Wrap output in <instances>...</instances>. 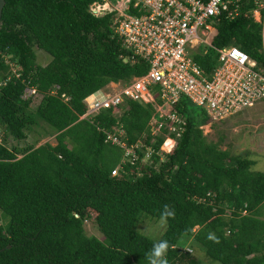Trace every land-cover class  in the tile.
Masks as SVG:
<instances>
[{"label":"trees","instance_id":"1","mask_svg":"<svg viewBox=\"0 0 264 264\" xmlns=\"http://www.w3.org/2000/svg\"><path fill=\"white\" fill-rule=\"evenodd\" d=\"M96 1L6 0L0 32V264H147L144 257L156 241L137 230L138 222L142 215L158 219L164 204L176 212L159 239L175 245L169 264H202L189 247H202L222 264H264V172L253 171L256 162L248 156L208 141L202 127L212 119L204 110L192 111L188 100L177 106L186 131L165 160L154 155L151 166L125 163L112 176L125 151L106 143L105 131L120 119L131 146L148 132L154 111L128 101L121 118L110 109L81 119L89 96L148 71L143 60L124 62L114 14L96 17ZM257 1L263 0H239L237 17L217 19L212 47L194 58L206 74L218 64L214 48L228 46L264 67V22L252 13ZM39 51L51 58L46 66L38 62ZM29 87L37 92L24 99ZM41 122L55 131L56 145L8 146L9 138L24 141ZM162 141L154 145L157 151ZM87 222L97 225L103 240L86 234ZM209 232L219 243L207 239ZM189 239L185 248L182 240Z\"/></svg>","mask_w":264,"mask_h":264},{"label":"built area","instance_id":"2","mask_svg":"<svg viewBox=\"0 0 264 264\" xmlns=\"http://www.w3.org/2000/svg\"><path fill=\"white\" fill-rule=\"evenodd\" d=\"M110 1H96L91 12L96 17L114 14L112 28L127 52L124 62L134 65L138 59L143 60L148 71L126 82H112L89 96L85 100L88 110L81 119H93L110 109H116L115 115L121 118L128 101L150 104L154 111L148 132L131 146L120 119L112 131H105V142L125 151L122 164L112 176H117L125 163L151 166L154 155L161 162L165 160L186 131L187 121L177 110L183 99L204 110L212 122L264 103V67L239 47L214 48L218 64L211 74H206L194 59L212 47L214 39L209 42V35L211 31L217 33L219 17L234 19L239 15V0H116L117 5ZM256 4L258 8L252 13L261 15L259 22H264V0ZM58 89L56 86L50 94L57 95ZM36 92L29 87L23 98ZM62 98L69 100L64 94ZM159 138L163 141L157 151L154 145ZM167 141L173 142L169 149L165 148Z\"/></svg>","mask_w":264,"mask_h":264},{"label":"rangeland","instance_id":"3","mask_svg":"<svg viewBox=\"0 0 264 264\" xmlns=\"http://www.w3.org/2000/svg\"><path fill=\"white\" fill-rule=\"evenodd\" d=\"M110 2L117 5L116 0H111ZM259 17L257 19L258 21L261 20V15ZM37 53L39 64L46 66L51 60L50 56L42 51ZM189 107L196 114H200L203 111L194 104H190ZM202 129L208 141L220 143V148L229 151L232 155L248 156L256 162L252 170L264 172V103L259 104L254 109L231 116L224 121L212 122L203 126ZM2 133L4 131L0 126V135ZM47 142L51 145H56L55 131L41 122L38 126L34 127L33 131L28 133L26 140L18 142L14 138H9L8 146L10 148L16 147L23 149L30 145H36L38 147ZM169 142L167 141L165 145L167 149L173 145V142L170 145ZM259 216L261 220H264V204L259 208ZM166 228H159L157 226V219L147 218L146 215H142L137 226L139 232L155 241L161 238ZM85 230L89 236H95L100 240L104 239L99 228L93 222H87L85 224ZM191 242V239L188 241L182 240V245L186 248L190 246L189 244ZM189 248L190 253L196 254L201 259L202 264H222L218 261L211 260L202 247Z\"/></svg>","mask_w":264,"mask_h":264},{"label":"clouds","instance_id":"4","mask_svg":"<svg viewBox=\"0 0 264 264\" xmlns=\"http://www.w3.org/2000/svg\"><path fill=\"white\" fill-rule=\"evenodd\" d=\"M175 215V208L169 204H164L159 211L157 226L161 229L166 228L169 221L175 218ZM207 239L214 243H219L218 238L212 232L207 234ZM174 247L175 245L170 244L168 240H157L146 253L144 259L147 264H169L167 254L169 249Z\"/></svg>","mask_w":264,"mask_h":264},{"label":"water","instance_id":"5","mask_svg":"<svg viewBox=\"0 0 264 264\" xmlns=\"http://www.w3.org/2000/svg\"><path fill=\"white\" fill-rule=\"evenodd\" d=\"M5 5H6V0H0V32H1V29H2V19H3V11H4V8H5Z\"/></svg>","mask_w":264,"mask_h":264},{"label":"bare ground","instance_id":"6","mask_svg":"<svg viewBox=\"0 0 264 264\" xmlns=\"http://www.w3.org/2000/svg\"><path fill=\"white\" fill-rule=\"evenodd\" d=\"M258 17H259V15H256L255 14V20L257 21V22H259L257 19H258ZM260 18V17H259ZM214 33V31H211V33H210V35H209V40H210V38H211V36H212V34ZM210 42V41H209ZM166 147V146H165ZM167 148V147H166ZM169 149V148H168Z\"/></svg>","mask_w":264,"mask_h":264},{"label":"crops","instance_id":"7","mask_svg":"<svg viewBox=\"0 0 264 264\" xmlns=\"http://www.w3.org/2000/svg\"><path fill=\"white\" fill-rule=\"evenodd\" d=\"M264 221V220H263Z\"/></svg>","mask_w":264,"mask_h":264}]
</instances>
